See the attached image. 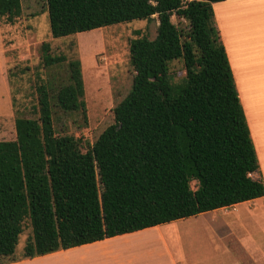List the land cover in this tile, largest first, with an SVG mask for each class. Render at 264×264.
Masks as SVG:
<instances>
[{
	"label": "trees",
	"instance_id": "obj_1",
	"mask_svg": "<svg viewBox=\"0 0 264 264\" xmlns=\"http://www.w3.org/2000/svg\"><path fill=\"white\" fill-rule=\"evenodd\" d=\"M222 1L47 0L53 38L155 16L159 25L154 39L131 41L132 89L86 151L56 125V108L87 118L81 60L68 62V80L57 89L38 84L39 117H18L16 139L0 141L1 256L15 254L27 220L23 256L34 258L264 195L215 20L213 4ZM22 11V0H0L1 22L14 24ZM42 51L46 68L67 61L49 42ZM175 60L185 65L180 82L170 73Z\"/></svg>",
	"mask_w": 264,
	"mask_h": 264
},
{
	"label": "rangeland",
	"instance_id": "obj_2",
	"mask_svg": "<svg viewBox=\"0 0 264 264\" xmlns=\"http://www.w3.org/2000/svg\"><path fill=\"white\" fill-rule=\"evenodd\" d=\"M22 15L14 24L0 21V141L15 140L18 117H39L37 86L50 82L56 89L67 82L66 66L72 59L82 62L87 118L81 112L64 113L56 108L58 131L75 135L82 140L84 151L93 145L100 134L115 123L114 108L132 89L135 71L131 64V41L140 36L154 39L158 19H137L66 37L53 38L47 0H22ZM173 22L181 29L188 23L177 15ZM49 42L54 55H65L63 65L46 68L42 63V44ZM174 81L180 82L186 72L182 60L170 65ZM196 189L197 182H192ZM178 229L171 233L176 235ZM30 220L20 237L15 254L0 255V264H10L21 258L29 236ZM89 257L77 258L83 264H116L117 251L87 249Z\"/></svg>",
	"mask_w": 264,
	"mask_h": 264
},
{
	"label": "crops",
	"instance_id": "obj_3",
	"mask_svg": "<svg viewBox=\"0 0 264 264\" xmlns=\"http://www.w3.org/2000/svg\"><path fill=\"white\" fill-rule=\"evenodd\" d=\"M215 20L259 159L264 182V0L213 4ZM178 229V233L171 232ZM116 264H264V195L230 207L10 264H83L97 248Z\"/></svg>",
	"mask_w": 264,
	"mask_h": 264
}]
</instances>
